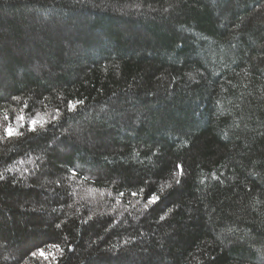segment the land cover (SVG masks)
Returning a JSON list of instances; mask_svg holds the SVG:
<instances>
[{"label":"trees","instance_id":"trees-1","mask_svg":"<svg viewBox=\"0 0 264 264\" xmlns=\"http://www.w3.org/2000/svg\"><path fill=\"white\" fill-rule=\"evenodd\" d=\"M0 264H264V0H0Z\"/></svg>","mask_w":264,"mask_h":264},{"label":"snow or ice","instance_id":"snow-or-ice-1","mask_svg":"<svg viewBox=\"0 0 264 264\" xmlns=\"http://www.w3.org/2000/svg\"><path fill=\"white\" fill-rule=\"evenodd\" d=\"M74 108H75V104L73 102L69 101V103H68V109H69V111L74 110ZM53 119L55 120L56 118L54 117ZM16 121H17V124H18L19 127L14 128L12 125H8L4 129L5 134L9 138L13 137L14 135L19 134V128H22V127L27 126L28 127V130L30 132H34L36 130V128H37L38 125L39 126H43V124L46 123V122L39 121L37 119H32V120L28 121L27 124L25 125V118H24L23 115L18 116L16 118ZM177 167L180 168L181 166L177 165ZM179 183H180V181H177V184H179ZM133 195H136V193H133ZM158 202H159V197H157L155 194H152V195H150V196L147 197V205H146V207L147 206H155ZM160 219L161 220H164V216H161ZM58 227H59V225H58ZM37 252H39V255L41 257L47 258V255H46V253L44 252L43 249H37L36 251L31 252V255L32 256H36L37 255Z\"/></svg>","mask_w":264,"mask_h":264},{"label":"rangeland","instance_id":"rangeland-1","mask_svg":"<svg viewBox=\"0 0 264 264\" xmlns=\"http://www.w3.org/2000/svg\"><path fill=\"white\" fill-rule=\"evenodd\" d=\"M34 66H36L35 68H37V65H35V64H33ZM39 65V64H38ZM41 66H42V64H41ZM33 68V67H32ZM38 68H40V65L38 66ZM34 69V68H33ZM36 70V69H35Z\"/></svg>","mask_w":264,"mask_h":264}]
</instances>
